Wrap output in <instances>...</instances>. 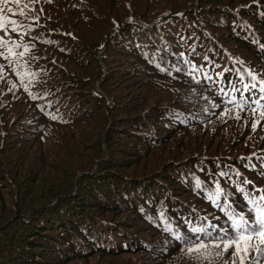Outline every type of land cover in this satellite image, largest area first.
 I'll return each instance as SVG.
<instances>
[{"label": "trees", "instance_id": "1", "mask_svg": "<svg viewBox=\"0 0 264 264\" xmlns=\"http://www.w3.org/2000/svg\"><path fill=\"white\" fill-rule=\"evenodd\" d=\"M23 4L30 50L0 58V264H193L185 221L224 225L244 179L264 187V121L209 103L264 78V0ZM184 60L214 83L167 74Z\"/></svg>", "mask_w": 264, "mask_h": 264}, {"label": "snow or ice", "instance_id": "2", "mask_svg": "<svg viewBox=\"0 0 264 264\" xmlns=\"http://www.w3.org/2000/svg\"><path fill=\"white\" fill-rule=\"evenodd\" d=\"M25 9L33 11L28 4H23V0H0V32L4 33V35H0V58L4 60H9L12 56L21 58L30 50L29 45L19 43L11 36V33H16L18 36L23 37L22 29L25 25L10 17L18 15L27 18ZM5 12L9 15H5ZM28 27H31V25ZM65 35L71 36V33ZM261 48H264V45H261ZM18 49H22V51H17ZM181 57L183 58V53H181ZM183 63L187 65L186 70L176 65L171 66V71H167L160 64H157L156 67L162 72L167 71L169 76L173 72L183 73L196 83H200L201 79L214 83L213 77L207 73H203L201 79H198L200 69L191 61L184 60ZM4 67V65H0V79L3 78ZM245 72L250 82L245 83L241 78L242 87L240 89H237L234 85L228 91L219 88L221 104L211 101L209 103L214 109L220 108L219 116L224 118L241 120L240 113L250 111L252 114L250 127L252 131H256L261 122L264 121V78L259 77L251 69H246ZM28 75L32 77L35 73H28ZM220 75L222 74H216V76ZM237 93H239V99L236 97ZM29 96L33 100L37 99L31 93H29ZM225 97L227 98L225 99ZM203 98L206 101L208 99L207 97ZM205 111H208V109H205ZM50 118L57 119L55 115H51ZM245 123L247 124V121ZM253 156H256V154L253 153L252 156L243 157L242 159H247L250 162ZM257 159L264 161V157H257ZM249 167L255 168L256 165L250 163ZM261 167H264V163ZM219 175L225 176L227 174L220 173ZM236 175L240 174L236 173ZM242 183L252 185L250 191L241 186L236 187V191L242 195L247 214L245 211H237L229 201L226 208L220 209L226 217L224 225L212 223L204 217L201 219L206 223L195 226L190 221H185L191 236L182 235L179 232L175 233L174 239L185 246L186 255L193 261V264H204V262L213 264V260L218 261L219 264H246V262L247 264H260L261 258H264V187H257L247 179H244ZM215 185V194L209 196L208 199L214 201L216 206L219 207V198L225 194L219 186V181H216ZM215 219L218 221L219 217ZM185 248H182V251ZM229 250H231L230 257L225 259V253H229ZM250 253H254V255H250Z\"/></svg>", "mask_w": 264, "mask_h": 264}, {"label": "rangeland", "instance_id": "3", "mask_svg": "<svg viewBox=\"0 0 264 264\" xmlns=\"http://www.w3.org/2000/svg\"><path fill=\"white\" fill-rule=\"evenodd\" d=\"M11 67V66H10Z\"/></svg>", "mask_w": 264, "mask_h": 264}]
</instances>
